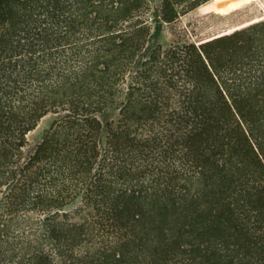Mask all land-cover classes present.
<instances>
[{
    "label": "trees",
    "instance_id": "obj_1",
    "mask_svg": "<svg viewBox=\"0 0 264 264\" xmlns=\"http://www.w3.org/2000/svg\"><path fill=\"white\" fill-rule=\"evenodd\" d=\"M0 264H264V0H0Z\"/></svg>",
    "mask_w": 264,
    "mask_h": 264
},
{
    "label": "rangeland",
    "instance_id": "obj_2",
    "mask_svg": "<svg viewBox=\"0 0 264 264\" xmlns=\"http://www.w3.org/2000/svg\"><path fill=\"white\" fill-rule=\"evenodd\" d=\"M153 5L155 6L154 3ZM216 24L217 23L214 22V20L201 21L199 19H195L192 16V11H191V13H189L187 16L182 18L181 28H183L184 30H189L191 32L190 35H188V37L192 41V28H197L201 32V34L208 35L214 32V30H217L223 26L219 23L217 25ZM169 40H170V36L167 34V32H165L163 34V42H167ZM52 119H53L52 116L45 117L40 122L38 127L34 131L28 134L27 136L28 151L38 144V141L40 140L43 132L50 126Z\"/></svg>",
    "mask_w": 264,
    "mask_h": 264
}]
</instances>
